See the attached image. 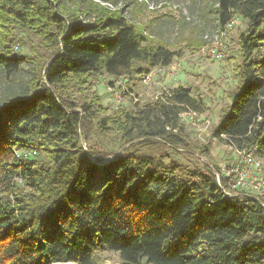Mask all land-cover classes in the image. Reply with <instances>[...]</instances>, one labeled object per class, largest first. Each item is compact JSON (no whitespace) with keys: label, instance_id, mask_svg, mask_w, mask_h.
<instances>
[{"label":"trees","instance_id":"trees-1","mask_svg":"<svg viewBox=\"0 0 264 264\" xmlns=\"http://www.w3.org/2000/svg\"><path fill=\"white\" fill-rule=\"evenodd\" d=\"M213 4L219 31L234 17L245 29L212 137L263 158L264 0ZM181 55L92 0H0V74L9 84L30 68L25 93L0 99V264H101L107 253L120 264H264V197L225 196L207 165L152 154L184 145L179 116L204 112L190 89L111 115L90 92L97 77L131 80Z\"/></svg>","mask_w":264,"mask_h":264},{"label":"rangeland","instance_id":"rangeland-1","mask_svg":"<svg viewBox=\"0 0 264 264\" xmlns=\"http://www.w3.org/2000/svg\"><path fill=\"white\" fill-rule=\"evenodd\" d=\"M112 10H122L129 20L142 26L152 39L159 40L168 49L181 52L173 59L168 69L153 68L144 76L114 79L100 76L90 83V92L99 98L107 115L117 110L131 111L135 104L154 101L162 92L177 87L188 88L195 98L203 103L204 112L198 119L183 123L184 145L162 147L152 151L165 165L177 164L186 171H206L210 167L215 174L224 176L236 166L237 155L227 145L212 137L220 113L230 104L228 94L237 84L236 74L241 64L236 44L237 34L245 24L237 18L236 25L219 35L213 12V0H92ZM235 18V17H234ZM80 22H87L80 20ZM219 35V36H218ZM220 42L223 58L211 60L205 54L206 48ZM202 43L199 47V44ZM28 52L26 45H17L15 51ZM29 67L24 66L22 74L6 83L0 74V99L6 94L25 93L23 82L29 77ZM149 75V76H148ZM148 76L145 82L144 78ZM150 80V81H149ZM149 81V82H148ZM93 143H99L96 138ZM101 142V147H106ZM207 147L209 155H202ZM193 153V154H191ZM261 174L264 177V157ZM101 264H120L118 256L103 255Z\"/></svg>","mask_w":264,"mask_h":264},{"label":"built area","instance_id":"built-area-1","mask_svg":"<svg viewBox=\"0 0 264 264\" xmlns=\"http://www.w3.org/2000/svg\"><path fill=\"white\" fill-rule=\"evenodd\" d=\"M236 21L237 17L232 18L224 26V28L220 30L219 35L223 36L226 31L232 29L237 24ZM221 49L222 46L220 42H214L206 48L205 54L211 60L219 61L223 58ZM162 69H168V67ZM148 76L144 78L145 82L148 80ZM162 93L157 95L155 97V100L159 99ZM179 118L182 123H190L191 121L198 119L199 117L198 113L196 112L186 111L182 113ZM228 147L237 155L236 166L232 170L226 171L225 175L222 177L221 175L219 176V174H215L217 181L219 183L221 182L222 184L221 186L224 195L228 197H235L238 196L240 192L246 191L251 195H254L255 197H264V177L261 174L263 164L260 157L255 155L254 149L238 150L232 146ZM15 154L17 157L21 156V154L17 151H15ZM22 156H26V154H22ZM223 178L224 180H228L224 181Z\"/></svg>","mask_w":264,"mask_h":264},{"label":"water","instance_id":"water-1","mask_svg":"<svg viewBox=\"0 0 264 264\" xmlns=\"http://www.w3.org/2000/svg\"><path fill=\"white\" fill-rule=\"evenodd\" d=\"M92 161H94V160H92Z\"/></svg>","mask_w":264,"mask_h":264}]
</instances>
